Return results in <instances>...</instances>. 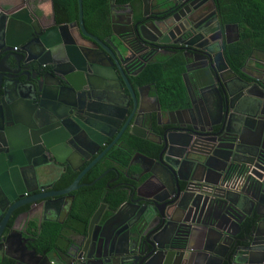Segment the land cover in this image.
Segmentation results:
<instances>
[{
	"label": "flooded vegetation",
	"instance_id": "flooded-vegetation-1",
	"mask_svg": "<svg viewBox=\"0 0 264 264\" xmlns=\"http://www.w3.org/2000/svg\"><path fill=\"white\" fill-rule=\"evenodd\" d=\"M149 6L148 16L144 17L141 13L139 19H136L127 5L111 6L109 33L102 39L99 38L105 44L102 48L80 37L76 28L59 23L55 17L54 0H0V52L3 47L2 30L6 24L13 21L11 16L18 17L33 26L34 33L31 34L30 39H35L36 33L56 26L60 33L66 34L67 40L72 42L73 39L79 47L92 48L93 52L89 58L94 65H81V77L77 74L74 76L78 90L66 97L80 109L88 108L92 116L102 115L104 118H97L111 123V139L104 142L99 149L93 148L98 150V153L83 166L75 160L57 164L50 171L46 185H51V188L45 192L64 190L97 155L111 144L108 152L82 176L79 181L81 187L70 194L74 197L72 201H69V195L65 202L62 201V205L58 200L44 212L37 205L32 208L25 205L10 210L15 202L29 199L32 193H25L16 201L0 197V206L5 209L0 213V217L3 219L8 213L5 226L13 227L22 234L28 251L34 252L37 256L48 255L50 264H145L146 257L152 251L146 244L148 233L159 226L161 219L165 216L173 222L161 236L159 246L168 247L170 261L164 263L161 259L162 254L157 253L155 259L149 264H179L178 254L174 252L176 246L173 245V240L178 236L176 222L182 219L188 221L189 228L195 231L196 237L191 240V248L204 251L199 261L189 260L187 264H227L224 258L227 250L230 252L248 245L243 240L249 235L250 228L256 219V202L251 198L240 199L234 202L235 206H224L217 199L201 195L198 199L202 206L200 214L197 209L188 208L187 205L178 207L175 201L177 190L179 186L182 189L186 187L188 165L181 157L178 159L179 151L172 148L169 160L171 166L168 164V170H165L166 164L159 165L163 163L164 155L159 157V154L164 145L162 134L166 130L171 132L172 141L177 139L175 131L179 127L187 133L195 128L198 132L203 131L204 134H209L210 124L219 119L221 99L217 91H222L223 86L228 85L235 96L246 84L251 93H257V86L264 85V54L253 53L246 60L245 66L241 68V75L230 69L224 50L239 40V32L237 25L223 21L217 0H149ZM65 25L67 26L64 28ZM21 48V46L14 47L10 57L0 61V70L8 77L9 85L14 87L16 79L29 84L37 77H44L47 87L45 94L54 96L56 92L49 88L56 79L47 74L51 71L48 66L39 67L36 62L40 55L44 56V60L52 62L50 56L45 55V50L33 42L32 45L27 46V53H24L21 59L23 52ZM112 55L117 62V69L115 66L114 68L121 89L111 80L100 81V75L111 77ZM177 56L183 61L180 84L187 100V105L182 108L166 106L160 99L162 87L159 88L155 82H137L149 64H163ZM95 69L99 71V76ZM124 78L130 83L134 94L140 100L139 113L135 112L134 115L138 121L137 125L144 129L145 139L140 140L157 148V151L153 152L147 147L142 149L133 147L130 170H119L109 158L113 149L130 146L124 143L125 136L130 135L129 127L120 134L131 111L130 95L123 82ZM29 89L26 86L23 95L29 96L31 94ZM189 94L193 100L191 104ZM189 108L191 110L181 111ZM118 135L117 141L113 142ZM187 135L184 134L182 139L187 141ZM194 148L199 150L200 147ZM48 159L44 158L46 162ZM106 163L107 166L103 172L93 182L86 180L92 170ZM214 165L220 169L223 166L219 163ZM204 172V169L199 168L196 177L202 180ZM68 173L76 174L74 180L67 187H57ZM207 178L210 179V177ZM104 179L100 196L85 230L82 232L72 228L66 232L64 240L52 246L47 253H38L34 248L35 230L46 221L63 223L76 201L86 205L84 190L92 188L93 192H97L99 190L95 188L97 183ZM202 185L201 189H197L196 186H190L188 189L195 194L198 190L206 191V185L204 183ZM29 187L31 189L33 185ZM221 187H226L227 190L232 189V191L234 189V185L225 183V180ZM78 194L81 195L80 198H77ZM65 203L66 207H64ZM95 214L98 218L92 227L91 238L96 236L99 228L104 224L107 236L111 237V243L117 232L121 231L122 241L126 243L128 241L126 228L130 225L134 226L137 237L140 236V238L131 244L130 251L127 247L120 246L113 249L112 246L109 256L106 249H96V243L86 241L88 226ZM192 222H196L197 225L191 224ZM74 240L81 246L80 249L70 248ZM81 250H83L81 256L83 259L78 260ZM8 253L17 258L19 263L1 252L0 264H48L36 260L29 255L30 253H22L18 249L16 238H13ZM193 253H187V257H191Z\"/></svg>",
	"mask_w": 264,
	"mask_h": 264
},
{
	"label": "water",
	"instance_id": "water-1",
	"mask_svg": "<svg viewBox=\"0 0 264 264\" xmlns=\"http://www.w3.org/2000/svg\"><path fill=\"white\" fill-rule=\"evenodd\" d=\"M142 1V16L147 17L150 9L149 0ZM77 4V22L69 25L76 28L83 39L104 48L105 44L99 38L86 31L83 22L82 0H77ZM10 18L13 21L6 24L2 30L3 47L0 52L2 56L0 61L8 59L11 52L13 53V48L19 46L22 47L21 59H23L24 53H27V46L35 42L52 60V62L46 61L44 56L40 55L36 62L39 67L46 65L51 70L47 74L54 77L56 81L49 89H53L56 93L54 96L45 94L47 87L44 77H37L29 84L16 79V85L11 87L7 82L8 77L0 70V197L16 201L25 193H32L29 199L15 202L10 210L25 205L30 208L37 205L46 212L52 203L59 200L62 205V201L65 202L73 191L81 187L79 181L82 176L108 152L111 144L100 155H97L64 190L45 192L51 188V185L42 183L48 178L50 171L57 164L70 163L75 160L83 166L98 153V150H93V148L99 149L104 142L111 139V123L97 118H104L102 115L93 114L92 116L88 108L80 109L66 97L78 90L74 76L77 74L81 77V65H94L89 58L93 52L92 48L79 47L73 39L72 42L67 40L66 34L60 33L56 26L36 33L35 39H30L31 34L34 33L33 26L18 17L11 16ZM111 60V77L100 75L96 69L95 72L98 76L100 75V81H103L102 79L107 82L111 80L121 89L115 72L117 62L113 55ZM123 82L129 91L131 111L120 134L129 127L130 135L145 139L144 129L137 125L138 121L134 117L135 112L139 113L140 100L134 94L127 79L124 78ZM26 86L31 91L29 96L23 95ZM257 87V93H251L247 84L243 85L236 96L233 95L228 85L223 86L222 91L218 90L217 94L221 99L219 119L210 124L209 134H204L203 131L198 132L195 128L187 133L184 129L182 130V127L175 131V136H177L175 141L171 140L169 130L162 134L164 145L159 157L164 155V158L163 163L159 165L166 164L164 169L168 170L167 165L171 166L169 160L172 148L179 151L178 159L181 157L188 165L186 187L182 189L179 186L177 190L175 201L178 207L187 205L188 208L197 209L200 214L202 206L198 199L201 195L217 199L224 206H235L234 202L240 199L251 198L256 202V219L250 228L249 235L243 240L248 245L230 252L227 250L224 255L227 264H264V213H262L264 212V85ZM187 91L189 93V90ZM189 96L191 104L193 100L191 94ZM191 108L181 111H189ZM208 112L212 116L209 109ZM184 134H188L187 141L182 139ZM119 135L113 142L117 141ZM194 147L200 148L195 150ZM44 158L49 159L46 162ZM216 163L223 165L222 168H216L214 165ZM199 168L205 170L203 181L196 177ZM223 180L232 186L236 180H241V184L234 185L233 191L232 189L227 190L226 187H221ZM202 183L206 185V191L198 190L195 194L188 189L190 186L201 189ZM30 185H33V188L30 189ZM73 198L72 195L68 197L69 201ZM4 210L0 206V213ZM7 216L8 213L3 219L0 217V255L3 252L5 256L19 263L17 258L8 253L13 238H16L18 249L22 253H30L29 255L36 260L50 264L48 255L37 256L34 252L28 251L22 234L13 227L5 226ZM97 218V214L91 218L86 241L96 243V249H106L109 256L112 246L113 249L120 248V246L127 247L130 251L131 244L140 238V236L137 237L134 226L130 225L126 228L128 238L126 243L122 241L120 235L122 231L117 232L111 243V237L105 232V224L99 228L96 236L91 238V230ZM171 222L173 220L165 216L161 219L159 226L149 231L146 244L152 251L146 257L145 264L154 260L157 253L162 254L161 259L164 263L170 261L168 247L161 248L159 241ZM176 223L178 236L174 238L173 245L176 246L174 252L178 254L179 264H187L189 260L199 261L204 251L193 249L190 245L192 238L196 237L195 231L189 228V222L185 219ZM191 224L197 225L196 222ZM70 248L80 249L81 246L74 240ZM187 253L194 255L187 257ZM82 254L83 250L78 255V260L83 259Z\"/></svg>",
	"mask_w": 264,
	"mask_h": 264
},
{
	"label": "trees",
	"instance_id": "trees-1",
	"mask_svg": "<svg viewBox=\"0 0 264 264\" xmlns=\"http://www.w3.org/2000/svg\"><path fill=\"white\" fill-rule=\"evenodd\" d=\"M217 3L223 21L238 27L239 40L227 46L224 54L230 69L240 74L241 68L245 66L246 60L253 53L264 54V0H217ZM124 5H127L133 11L136 19H139L143 7L142 0H82L83 22L86 31L100 39L108 35L111 6L121 7ZM54 10L56 20L59 23L71 24L77 22V0H54ZM182 71L183 61L177 56L175 59L163 64H149L139 76L137 82H155L159 88L162 87L160 99L166 106L182 108L187 105L186 96L180 84V73ZM124 143L130 146L117 147L109 155V158L113 160L119 170H130L133 147L141 149L147 147L153 152L157 151V148L150 143L130 135L125 136ZM106 166L107 163L92 170L87 175L86 180L93 182ZM75 176L74 173L66 174L60 182L61 186L58 183L57 187H67ZM104 181L105 179L97 183L95 187L99 188L97 192H93L92 188L84 190L86 205L76 201L63 223L46 221L40 225L39 229L35 230L34 248L38 253H47L52 246L64 240V235L72 228L82 232L85 230L100 196ZM80 197L81 195L78 194L77 198Z\"/></svg>",
	"mask_w": 264,
	"mask_h": 264
},
{
	"label": "built area",
	"instance_id": "built-area-1",
	"mask_svg": "<svg viewBox=\"0 0 264 264\" xmlns=\"http://www.w3.org/2000/svg\"><path fill=\"white\" fill-rule=\"evenodd\" d=\"M239 184H241V180H238V181H236V183H234L233 185H239Z\"/></svg>",
	"mask_w": 264,
	"mask_h": 264
},
{
	"label": "crops",
	"instance_id": "crops-1",
	"mask_svg": "<svg viewBox=\"0 0 264 264\" xmlns=\"http://www.w3.org/2000/svg\"><path fill=\"white\" fill-rule=\"evenodd\" d=\"M48 180H49V179L47 178V179L45 180V182H44V183H42V184H46V182H48Z\"/></svg>",
	"mask_w": 264,
	"mask_h": 264
}]
</instances>
